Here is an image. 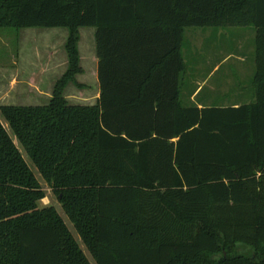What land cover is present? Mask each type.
<instances>
[{
	"label": "trees",
	"instance_id": "trees-1",
	"mask_svg": "<svg viewBox=\"0 0 264 264\" xmlns=\"http://www.w3.org/2000/svg\"><path fill=\"white\" fill-rule=\"evenodd\" d=\"M250 26L251 100H184L185 30ZM83 27L99 96L72 105ZM0 28L67 30L49 102L0 106V264H91L12 135L95 264H264V0H0Z\"/></svg>",
	"mask_w": 264,
	"mask_h": 264
},
{
	"label": "rangeland",
	"instance_id": "rangeland-1",
	"mask_svg": "<svg viewBox=\"0 0 264 264\" xmlns=\"http://www.w3.org/2000/svg\"><path fill=\"white\" fill-rule=\"evenodd\" d=\"M204 30H185L183 55L187 64L185 76L188 87L192 85V80L196 74L204 75V72L197 71V66L201 70L209 68V66L197 65L200 58L224 59L225 57H239L248 60L245 64L239 62L237 65L238 61L232 59L230 63L233 62L236 65L227 64L224 66L226 68L243 69L249 63L253 64L254 28L252 26ZM78 32V51L82 73L76 77L75 83H69L66 86L64 97L72 105H93L99 96L94 41L95 29L83 27ZM66 38L67 30L64 28H25L20 30L0 28V106H41L47 103L46 101L35 100L37 92L34 90V85H38L40 89L51 93L55 80L57 81L63 75L67 67V56L64 49ZM217 75H219L218 80L226 78L223 72ZM242 75V82L240 83L249 90L250 86L246 84L247 82L244 79L250 81L251 76L246 77L244 73ZM9 85L13 86L14 89L9 91ZM218 89L221 90L220 93H223L227 88L225 84H222V88ZM185 93L186 91L183 92L182 97L184 100H186ZM9 100L14 102H8ZM3 102H6V104ZM1 122L9 130L2 119ZM12 137L45 192L46 196L39 202V206H53L56 209L90 263L95 264L81 243L72 224L62 211L56 195L41 179L27 154L13 135ZM237 249L245 254L251 253V249L243 245L237 247Z\"/></svg>",
	"mask_w": 264,
	"mask_h": 264
},
{
	"label": "crops",
	"instance_id": "crops-1",
	"mask_svg": "<svg viewBox=\"0 0 264 264\" xmlns=\"http://www.w3.org/2000/svg\"><path fill=\"white\" fill-rule=\"evenodd\" d=\"M232 59L238 61L237 65L239 64V62L245 64L248 61L245 58L239 57H225L224 59H211L208 57L204 59H198L197 65H205L209 66V68H207L206 70H201L197 66V71L204 72V75L200 76V73L196 74L192 80V85L189 87L187 85L188 90L185 93L187 101L196 103L199 107L212 104L237 106L242 103H248L251 100L252 96L250 89L248 90V88H244L242 86L243 84L240 82H242L243 73L244 75H246V77H252L254 72V59L252 61L253 64L249 63L247 67L243 69L236 67H224L227 64L236 65L233 62L230 63ZM221 72L226 75V78H224L223 80H218L219 75L217 74H220ZM244 81L247 82V85H249V81H247V79H244ZM222 84H225L227 89L223 93H220L221 90H219L218 88H222ZM12 87L13 86L9 85V91L11 89H14ZM34 90L37 92L35 100L43 102L46 101L47 103L49 102L52 91H50L51 93H49V91H44L40 89V86L38 85H34ZM8 102L14 101L9 100ZM3 103L6 104V102ZM47 103H45L44 105H46Z\"/></svg>",
	"mask_w": 264,
	"mask_h": 264
}]
</instances>
